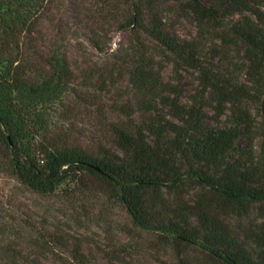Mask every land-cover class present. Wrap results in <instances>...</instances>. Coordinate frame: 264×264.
Listing matches in <instances>:
<instances>
[{
    "label": "trees",
    "instance_id": "trees-1",
    "mask_svg": "<svg viewBox=\"0 0 264 264\" xmlns=\"http://www.w3.org/2000/svg\"><path fill=\"white\" fill-rule=\"evenodd\" d=\"M43 1L0 0V38L15 30L31 34L28 16ZM131 2L128 27L179 61L195 65L194 49L164 30L152 0ZM179 2L198 24L224 26L226 19L239 17L228 28L242 47L248 77L259 83L264 96V0ZM91 42L103 51L98 38ZM1 48L0 43V59L13 65ZM45 63L47 78L40 83L0 70V148L10 176L38 195H50L87 173L121 205L134 227L162 237L176 254L183 246L196 247L216 264H264V224L236 231L228 222L264 204V141L258 154L239 147L250 129L242 107L247 92L229 80L209 79L205 84L215 93L218 112L229 105V124L210 125L203 102L181 103L177 88L164 83L159 69L138 54L127 60L125 73L137 99L139 123L114 127L112 147L98 145L91 152L41 146L35 138L49 126L51 104L71 92L74 82L59 45ZM260 112L264 118V101ZM3 254V264H16L12 251ZM175 259V264H191L180 255Z\"/></svg>",
    "mask_w": 264,
    "mask_h": 264
},
{
    "label": "rangeland",
    "instance_id": "rangeland-1",
    "mask_svg": "<svg viewBox=\"0 0 264 264\" xmlns=\"http://www.w3.org/2000/svg\"><path fill=\"white\" fill-rule=\"evenodd\" d=\"M179 1L152 0L153 9L165 31L191 45L195 65L179 61L127 26L131 0H44L28 16L31 34L22 30L4 34L1 49L15 63L9 66L0 59V70L23 73L27 80L40 83L47 78L45 59L59 45L73 71L71 92L51 104L49 126L35 142L87 152L98 145L112 147L114 127L129 128L141 119L125 67L129 58L143 54L159 69L162 81L181 93V103H204L210 125L229 124V105L218 112L215 93L205 84L209 79L229 80L247 92L242 107L250 129L239 147L258 154L264 141L260 112L264 96L259 83L248 77L242 47L228 28L239 17L226 19L224 26L198 24ZM97 38L103 51L91 42ZM3 157L0 148V264L3 250L12 251L16 264H175L177 255L191 264H216L196 247L183 246L176 254L162 237L134 227L126 211L91 175L81 173L54 193L38 195L8 174ZM261 207L254 206L246 217L231 218L230 227L240 231L264 224V204Z\"/></svg>",
    "mask_w": 264,
    "mask_h": 264
}]
</instances>
